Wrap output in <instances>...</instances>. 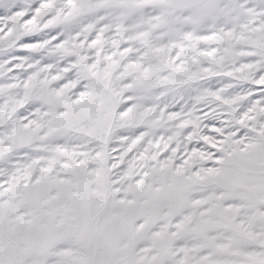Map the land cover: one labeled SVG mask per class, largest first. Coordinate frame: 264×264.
I'll return each instance as SVG.
<instances>
[{"label":"snow or ice","instance_id":"6c2138e0","mask_svg":"<svg viewBox=\"0 0 264 264\" xmlns=\"http://www.w3.org/2000/svg\"><path fill=\"white\" fill-rule=\"evenodd\" d=\"M0 264H264V0H0Z\"/></svg>","mask_w":264,"mask_h":264}]
</instances>
